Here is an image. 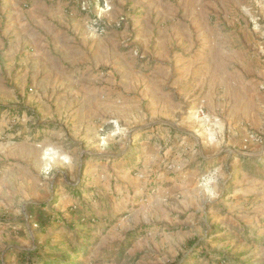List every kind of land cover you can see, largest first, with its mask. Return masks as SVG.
Listing matches in <instances>:
<instances>
[{"label":"rangeland","instance_id":"1","mask_svg":"<svg viewBox=\"0 0 264 264\" xmlns=\"http://www.w3.org/2000/svg\"><path fill=\"white\" fill-rule=\"evenodd\" d=\"M0 264H264V0H0Z\"/></svg>","mask_w":264,"mask_h":264},{"label":"trees","instance_id":"2","mask_svg":"<svg viewBox=\"0 0 264 264\" xmlns=\"http://www.w3.org/2000/svg\"><path fill=\"white\" fill-rule=\"evenodd\" d=\"M2 109H4V107H1Z\"/></svg>","mask_w":264,"mask_h":264}]
</instances>
